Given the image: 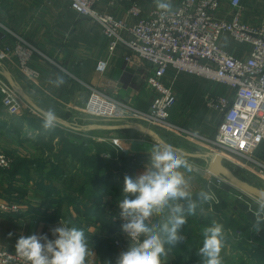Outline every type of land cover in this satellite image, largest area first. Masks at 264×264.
I'll return each mask as SVG.
<instances>
[{
    "label": "crops",
    "instance_id": "crops-1",
    "mask_svg": "<svg viewBox=\"0 0 264 264\" xmlns=\"http://www.w3.org/2000/svg\"><path fill=\"white\" fill-rule=\"evenodd\" d=\"M179 1L141 0V5L147 12L158 6L159 3H165L170 6L169 8H175ZM221 1L226 12L223 16L228 18L231 12V0ZM241 4L245 21L253 25L264 24V0H241ZM98 8L100 11L117 18L127 19L130 23L137 20L128 14V3L108 6L104 2ZM14 34L22 36L38 49L31 61V66L40 71L39 85L30 82L12 64L1 58L0 69L8 68L16 81L21 84L25 92L43 111L49 108L53 109L61 121L57 122L58 124L79 132L85 131L86 125L96 137H84L95 142L94 145L87 148L88 152L86 149L85 151L81 150V155L73 154L69 150L70 142L66 135H61L53 129L45 130L42 126L43 122L39 124L35 116L29 113L25 114V111L14 117L7 115L0 99V150L8 155L18 157L8 171L0 169V202L11 200L18 202L21 207L19 213L0 211V250L15 249L16 242L21 235H47L49 239H54L52 229L61 226L62 223L67 227H76L84 231L89 246L86 264H109V262L115 264L118 255L123 250L115 246L107 235L114 232V227L115 229L121 227L119 223L114 221V217L118 216L120 212L118 200L123 198L124 177H135L143 173L149 155L144 150L138 152L131 149H120L122 151H119V148L113 145L111 147L114 148V155L108 154L106 151L100 154L97 146L103 145L101 143L105 142L101 140L103 137L120 138V140L125 141L128 135L133 137L135 135V140L147 142L150 140V136L139 130L121 128L127 122L125 120L112 119L110 122H104V119L93 116L85 118L84 109L91 97L92 88H95L114 99L147 111L156 97V93L149 90L146 85V78L150 73L151 66L133 55L124 46H120L115 52H111L108 48V40L100 25L96 21L71 10L69 0H0V48L8 40L11 41ZM223 39L224 47L228 51L238 56L248 57L249 49L247 46L233 43L228 36ZM100 60H106L108 63V68L104 74L97 71V64ZM58 76L64 79V83L59 87L52 83ZM172 76H174L173 72L170 71L169 77ZM183 78L186 81L181 89L180 86L178 88V85L181 84ZM175 86L178 101L171 111V120L173 118L179 120L180 112L185 114L194 112L196 117L192 120V126L204 128L208 135L214 138L221 118L217 113L204 106L203 95L206 91L225 92V88L185 74L179 75ZM57 123L56 126L59 127ZM102 125H110L116 128L108 130L98 127ZM155 130L157 132L162 131L160 129ZM52 132L61 135L56 136L53 140L55 152L59 153L66 150L68 154L63 165L66 175L62 178L54 175L48 178L49 173L52 172V165L56 161L43 155L36 145L41 137H49ZM82 138L78 136L79 141L77 142H80ZM66 141L68 142L66 143ZM175 149V151L185 153L184 155L187 156L188 160H191L188 161L191 165H203L204 171L209 172L210 159L198 155L213 153V151L208 148L204 151L198 149L195 152H187L177 147ZM122 153L127 159L126 170L119 171L114 166L112 171L113 179L117 183H121V186H108L100 189L98 178H95V182L93 181L97 185L95 191L87 193L88 191L84 188L83 191L75 192L83 182L91 183L90 180L86 179L91 178V175H96L99 179L101 177L99 174L101 168L93 166L92 171L86 168L81 159L84 154L88 157L95 155L109 157L110 155L118 160L115 165H119L123 163L120 160ZM38 155L42 156V159L47 158L46 161L48 162L44 167L45 176L42 178L37 174ZM258 155L264 157L263 150H260ZM36 161L38 162L36 163ZM224 162L233 170L225 158ZM132 167H134L133 171L128 170ZM233 171L237 175L235 170ZM72 176L75 178L71 183ZM70 183L72 188H69ZM225 187L227 189L236 188L231 185ZM52 188L56 191L49 195ZM191 191L194 194L197 190L191 189ZM71 194L72 198H76L75 201L102 200L103 209L106 210V225H103L96 217H84L75 209L73 204H68L65 199H68ZM59 200L65 202L58 206L56 201ZM85 205L82 203L81 207L83 209L84 207L89 208L87 206L94 204L87 202ZM249 210L253 213L256 212L251 207ZM239 211L244 215L240 209ZM215 212L214 210L196 212L194 216H188V221L203 222L210 225L213 221L221 223L224 225L225 238L231 237V240H227L225 248L230 249L232 246V255L240 257L242 264H264V243L256 240L260 245L255 246L251 240V237L256 236L259 231L253 229V225L245 217L232 219L229 222H238L242 229L247 227V230L243 229L245 232H240L239 229L235 230L231 224L220 217V214L217 215ZM153 219V223L158 221L155 220V217ZM237 232H240V235ZM166 247H168V256L165 264H177L180 259L177 250L170 246ZM231 259L233 258L227 255L225 261L230 263Z\"/></svg>",
    "mask_w": 264,
    "mask_h": 264
},
{
    "label": "built area",
    "instance_id": "built-area-1",
    "mask_svg": "<svg viewBox=\"0 0 264 264\" xmlns=\"http://www.w3.org/2000/svg\"><path fill=\"white\" fill-rule=\"evenodd\" d=\"M69 1L71 10L100 25L111 52L124 46L150 64L146 85L156 93L150 109L144 111L92 88L84 109L86 114L138 122L162 131L182 132L170 121L171 111L178 101L175 85L179 75L193 76L225 88V92L206 91L203 95L204 106L217 113L221 123L213 139L187 131L183 133L197 138L210 150L217 146L245 157L247 163L262 166L258 152L264 144V24L253 25L244 20L241 0L230 1L228 18L223 16L226 12L221 0H180L175 8L155 6L147 12L141 0ZM104 2L108 6L128 3V14L137 19L136 22L130 23L100 11L98 6ZM225 36L237 45L247 46L248 57L228 51L222 42ZM36 52L33 44L14 34L11 41L0 48V58L7 60L30 82L39 85L40 71L31 66ZM107 68L106 60L98 62L99 73L104 74ZM170 71L174 76L169 77ZM0 95L4 112L11 117L30 108L1 74ZM10 161L9 155L0 150V169H9ZM213 177V185L224 187L227 184L223 177ZM260 177L264 178V170ZM208 203L216 207L220 201L214 195ZM0 211L19 213L21 207L18 202L1 201ZM114 221L119 225L124 223L120 216L114 217ZM107 236L123 251L132 243L121 227ZM0 264L28 262L13 249L0 250Z\"/></svg>",
    "mask_w": 264,
    "mask_h": 264
},
{
    "label": "clouds",
    "instance_id": "clouds-1",
    "mask_svg": "<svg viewBox=\"0 0 264 264\" xmlns=\"http://www.w3.org/2000/svg\"><path fill=\"white\" fill-rule=\"evenodd\" d=\"M158 6L161 9L170 7L165 3ZM52 83L59 87L64 79L58 76ZM57 119L55 111L47 109L42 114L43 128L54 129ZM181 169L191 172L193 165L171 145H155L145 171L135 177H124L123 198L118 200L119 216L124 221L121 230L132 243L119 254L115 264H165L166 246L174 248L185 243L183 228L188 216L196 214L197 200L209 202L214 199V193L202 189L194 200L191 177H186ZM257 203L253 227L258 232L264 230V199ZM153 217L161 219L153 223ZM52 234L54 239L47 235H21L15 250L28 264H86L89 246L83 230L61 223L52 229ZM224 245V226L213 221L203 229L200 264H223Z\"/></svg>",
    "mask_w": 264,
    "mask_h": 264
},
{
    "label": "rangeland",
    "instance_id": "rangeland-1",
    "mask_svg": "<svg viewBox=\"0 0 264 264\" xmlns=\"http://www.w3.org/2000/svg\"><path fill=\"white\" fill-rule=\"evenodd\" d=\"M37 51H38V49H37ZM181 81L182 82L180 85H178V88L180 86V88L182 89L183 84L185 83L186 80H185V78H183ZM212 85H214V84H212ZM0 99L2 100L1 97H0ZM30 108H28L27 110H24L25 114H28V113L32 114L33 116H35L38 119L39 124H42V122H43L42 115L40 113H38L37 111H35L34 109H32V108L30 109ZM195 115L196 114L194 112L186 113V114L184 112H180L179 120L173 118L172 119L173 121L171 120V118H172V116H171L170 121L174 125H176L178 128H180V130H183L182 132H180V131L169 132L166 130L157 132L155 129H153L151 127L150 128L153 129L155 132L159 133V135H161V137L169 145H171L174 148L177 147V148L184 150V151H187V152H195L198 149H201L200 151H204V149H206V145H204L202 142L197 140V138H195L193 136H188L187 134L183 133L184 131H187V132H189L193 135L199 136V137H204L207 139H213V136H209L208 133L204 130V128H202V127L196 128V127L192 126L193 125L192 120L195 119V117H196ZM88 117H90V115L86 114L85 118H88ZM99 118H101V117H99ZM101 119H108V118H101ZM109 120H112V119H109ZM57 125L59 127L55 126L53 131H57L61 135H66V137L69 138L68 139V141L70 142L69 150L73 154L81 155V150H80L81 147L86 149V148L91 147L92 145L95 144L94 140L84 138V137H89V138L96 137L94 134H92V132L89 130L88 126H86L85 124H83V125H85V128H86L85 131H80V132L73 130L70 127L69 128L63 127V125H60L58 123H57ZM78 136L83 137L82 140H80V142H77V141H79ZM30 137L32 138V136H30ZM134 137H135V135H134ZM134 137L132 135H128V137H126L125 141L120 140V138H108V137L104 138L103 137L101 140H104L105 142H101L103 145H99V146H97V148L106 151L108 154H113L114 148L111 147V145H113V146L119 148V151H122L120 149H131V150L138 151V152L144 150V152H146L149 155L152 151L153 146L160 145L159 142H157L154 138H151V137H150V140H147V142L135 140ZM179 139H181V140H179ZM184 139L187 141H185ZM189 143H191V144H189ZM96 144H98V143H96ZM212 148L213 149L211 151H213V153H218V152L222 153L221 156L223 158H225V161L227 162V164H229V166H231V168L233 170H235V172L237 174H239V176H241L243 179L250 182L251 184L255 185L260 190L264 191V178L260 177L261 171L264 170L263 169L264 168V157L260 156L261 157L260 163L262 164V166H259L256 163H247L245 157H242L240 155L232 154V153H229L227 151L221 150V148H219L217 146H212ZM174 150H176V149H174ZM83 151H85V150H83ZM87 152H88V149H87ZM91 152H92V150H91ZM177 153L179 155L184 156L188 160L187 156L184 155L185 153L183 154V152L181 153L180 151L179 152L177 151ZM9 157L11 160L10 161V168H11V166L14 165V161L17 160L18 157L15 155H13V156L9 155ZM86 157H87V155H86ZM20 158L24 159L22 157H20ZM96 158H97V161L100 163V165H94V166L101 168V171H100L101 174H103V170L114 167L115 162L118 161L116 158H114L113 156L111 157L110 155H109V157L98 156ZM40 159H42V156L38 155V160H40ZM81 159L87 163H88V161H92L91 159H86L85 156H83ZM188 161H191V160H188ZM202 166L200 164L193 166V170L191 172H188L184 169H181V171L184 172L186 177H191V181H190L191 189L197 190L193 194V197H195L194 200H197V194L202 189L206 190V191L210 189L211 192L214 193V195H216V197L218 198L220 203H219L218 207H215V206L210 205L208 202L200 203L197 200L198 207L196 209V212H200V211H203V212L210 211L211 212V210H214V211H216L215 213L217 215L220 214V217H222L228 224H230L229 222L232 219L244 218V215L242 213H240L239 209L236 207V201H240L241 203H245V204H250L252 209H254V210L258 209L259 205H258L257 201L260 199H263V198H259L258 196L254 197L252 195L249 196L243 192H240L236 188L227 189L225 186L228 187V185H229L228 183L224 187H217V186L213 185V183H214V180H213L214 177L213 176L214 175L210 172H205ZM209 180H210V182H209ZM211 181H212V183H211ZM90 188L92 189L91 184L86 188V190L88 191L87 193L90 192ZM108 205H110V204H108ZM156 219L159 220V219H161V217H155V220ZM207 226H210V224L203 223V222H195V221H192V222L188 221V223L184 226L183 234H185V236H186V241H185V243L179 244L177 247H174L177 250V254H179V256H180L179 262L177 264H200L201 257L199 256V249H200V247H202V244H203V229ZM227 237H228V239L225 238V244H227L226 243L227 240H231L230 236H227ZM251 240H252L253 245H255V246L260 245L256 241V238L254 235H253V237H251ZM231 247H230V249H228V248H225V245H224V248L221 252L223 264H242V260L240 257H238L237 255H232L233 250H231ZM196 248H198L197 253L193 251ZM227 255H228V257L231 256L233 258V259H231L230 263H227L225 261V259L227 258Z\"/></svg>",
    "mask_w": 264,
    "mask_h": 264
},
{
    "label": "trees",
    "instance_id": "trees-1",
    "mask_svg": "<svg viewBox=\"0 0 264 264\" xmlns=\"http://www.w3.org/2000/svg\"><path fill=\"white\" fill-rule=\"evenodd\" d=\"M56 136H61L59 133H53L51 135H49V137H41L37 142H36V145L38 146L39 150L43 153V155H46L47 157L49 158H52L53 160L56 161V163H54L52 165V168H51V173H49L48 175V178L49 176L51 175H54L58 178H62L64 175H66L65 173V170H64V167L63 165L65 164V160H66V157H67V151L66 150H62L60 151L59 153L55 152V145L53 143V140ZM64 140H67V139H64ZM68 141H66L67 143ZM87 149V148H86ZM84 149L83 147L80 148V150H86ZM260 150H263L264 152V144L261 145V148ZM99 152L100 154L105 152L104 150H101L99 149ZM259 154V152H258ZM85 156V154H84ZM99 155H95L94 157H89L88 156L85 158L86 159H91L92 161H88L87 162H84L85 165H86V168H88L89 170L92 171L93 169V166L94 165H100V163L97 161V158ZM47 158H43V159H40L38 160L39 161V164L37 165V174L39 175V177H44L45 173H44V167L46 164H48V162L46 161ZM120 160L123 161L122 164H119V165H114L116 167V169H118L119 171L120 170H126V157L124 156V154H120ZM36 161V163L38 162ZM97 167V166H96ZM3 171H8L9 169L7 170H4V169H1ZM101 170V169H100ZM114 170V167L113 168H108L106 170H103V174H101V177L99 179L98 176L96 175H91V178H86L87 180H90L91 183H88L87 181L83 182L82 185L80 187H78L75 192H80V191H83L84 188H87L89 185L88 184H91L92 185V189L90 188V192L91 191H95L96 190V184H94V180L95 178H98V183H100V186L99 188L102 189V188H105V187H118V186H121V183H117L114 179H113V171ZM130 171H133L134 170V167L128 169ZM238 175V174H237ZM241 177V176H240ZM75 176H72V178L70 179L71 183L72 181L74 180ZM242 178V177H241ZM243 179V178H242ZM245 180V179H244ZM66 181V180H65ZM94 181V182H93ZM116 182V183H115ZM69 184V188H72V184ZM86 190V189H85ZM56 190H54L52 188V190H50V193L49 195L51 194H54ZM86 193V192H85ZM89 195V194H87ZM66 202H68V204H73L75 206V209L80 212L81 214L84 215V217H87V218H92V217H96L97 219H99L103 225H106V218H105V211H104V207L102 206V200H99V199H91L89 201H75L76 198H72V194L70 197H68V199H65ZM9 202H13L11 200H7ZM63 202H65L64 200H59V201H56V204L59 206L60 204H62ZM87 202H92L94 205H90V206H87L89 208H85L84 209L81 207L82 206V203L85 205L87 204ZM45 206V205H43ZM86 206V205H85ZM236 206L238 207V209H240L243 213H244V217L246 220H248V222H250L251 225L254 224L255 222V216H254V213L252 211L249 210V207H251L250 204H244V203H241L239 201L236 202ZM218 207V206H217ZM252 208V207H251ZM256 211V210H255ZM21 212V211H20ZM96 215V216H94ZM119 216V215H118ZM232 225V227L236 230V229H239L241 230L240 232H245L244 230H247V227L245 228H240L241 226H239V223L234 221V222H231L230 223ZM225 225L226 222H225ZM224 226V225H223ZM226 227V226H225ZM119 228V227H118ZM116 227H114V231L118 229ZM254 229V227H253ZM262 229H264V226H262ZM256 240L260 241V242H263L264 243V230H260L257 234H256ZM250 239V238H248ZM100 240V239H99ZM103 242H106V241H103ZM198 248L194 249L193 251L194 252H198L197 250ZM112 250V249H110ZM113 251V250H112Z\"/></svg>",
    "mask_w": 264,
    "mask_h": 264
},
{
    "label": "water",
    "instance_id": "water-1",
    "mask_svg": "<svg viewBox=\"0 0 264 264\" xmlns=\"http://www.w3.org/2000/svg\"><path fill=\"white\" fill-rule=\"evenodd\" d=\"M0 74L14 88L17 89L19 95L22 97V99L26 102L27 105H29L31 108H33L38 113L43 114L44 111L25 92L21 84L16 81L15 77L13 76V74L8 68H4L3 70L0 69ZM103 121L110 122L111 120L104 119ZM57 122H61V121L57 119ZM98 127L103 128V129H108V130L116 128L110 125H107V126L102 125ZM121 128H131L134 130L142 131L146 135H149L150 137L154 138L157 142H159L160 145H169L157 132H155L153 129H151L150 127L142 123L127 121L124 123L123 126H121ZM173 149L175 148L173 147ZM190 156H194V155H190ZM198 156H202L207 159H210L208 169H209V172L212 173L213 175L223 177L229 185L238 188L243 193L249 196L250 195L254 197L258 196L259 198L264 199V191L260 190L255 185L247 182L246 180L236 175L233 170H231L227 165H225L224 158L218 153H209V154L198 155Z\"/></svg>",
    "mask_w": 264,
    "mask_h": 264
}]
</instances>
